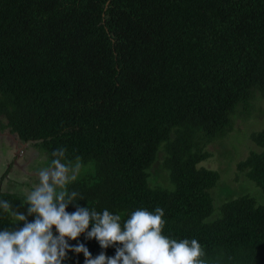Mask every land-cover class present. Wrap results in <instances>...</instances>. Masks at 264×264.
Segmentation results:
<instances>
[{
	"label": "trees",
	"instance_id": "trees-1",
	"mask_svg": "<svg viewBox=\"0 0 264 264\" xmlns=\"http://www.w3.org/2000/svg\"><path fill=\"white\" fill-rule=\"evenodd\" d=\"M252 88L264 101V0H0V130L40 149L45 166L59 147L90 165L69 185L80 206L122 221L161 207L163 235L196 239L205 264H264V202L239 195L210 217L218 175L195 167L206 156L197 143L174 141L202 128L207 142ZM248 137L260 149L235 166L264 194V129ZM158 144L165 187L147 182ZM0 200L23 207L22 195ZM78 243L115 255L84 233ZM84 260L69 251L63 264Z\"/></svg>",
	"mask_w": 264,
	"mask_h": 264
},
{
	"label": "clouds",
	"instance_id": "clouds-1",
	"mask_svg": "<svg viewBox=\"0 0 264 264\" xmlns=\"http://www.w3.org/2000/svg\"><path fill=\"white\" fill-rule=\"evenodd\" d=\"M66 152L64 147L57 148L50 163L37 169V181L21 205H28L27 216L0 200V209L14 224L0 231V264H63L69 251L83 253L84 264H205L206 253L196 239L163 235L166 220L161 207L139 208L122 221L121 214L108 209L98 212L80 206L83 197L70 191L69 185L78 180L83 164L80 157L75 162L67 160ZM70 204L76 207L72 213L66 211ZM28 216L35 218L29 222ZM18 222H24L23 227L16 228ZM82 233L102 249L115 247V255L101 252L93 258L84 244H69Z\"/></svg>",
	"mask_w": 264,
	"mask_h": 264
},
{
	"label": "rangeland",
	"instance_id": "rangeland-1",
	"mask_svg": "<svg viewBox=\"0 0 264 264\" xmlns=\"http://www.w3.org/2000/svg\"><path fill=\"white\" fill-rule=\"evenodd\" d=\"M1 122H4L1 119ZM264 129V101L258 90L252 88L246 107L238 105L234 110L227 114V124L221 130L211 133L207 142L202 143L198 138H203L202 128L188 131L187 135H179L175 139V145L181 149V145L193 144L191 150L199 149L205 152L206 156L195 163V167L215 171L218 179L209 189V195L212 199L213 212L210 217L215 215V208L230 198L246 194L252 197L256 203L264 202V194L256 188L253 183L244 177L245 169H236V163L243 160L248 153L259 151L248 135L251 132ZM6 127L0 131V146L6 140L10 132ZM198 130V131H197ZM201 131V132H200ZM11 135V134H10ZM15 143V140H14ZM18 142L16 146H19ZM25 147L19 148L21 152L15 164H12V152L6 154V150L0 151V190L13 193L14 196H23L25 202L26 194L31 190L33 184L37 181L35 175L37 169L46 167V157L40 149H34L28 142ZM165 146L157 145L155 158L147 169V182L151 186H166L167 179L162 166L165 157ZM7 155V156H6ZM8 163L10 165H8ZM90 165H85L81 173L89 171ZM18 199V198H17ZM28 205H23L19 211L27 216ZM29 218V216L27 217Z\"/></svg>",
	"mask_w": 264,
	"mask_h": 264
},
{
	"label": "crops",
	"instance_id": "crops-1",
	"mask_svg": "<svg viewBox=\"0 0 264 264\" xmlns=\"http://www.w3.org/2000/svg\"><path fill=\"white\" fill-rule=\"evenodd\" d=\"M8 129V128H7ZM8 131V130H7ZM4 132H2V131H0V134H3ZM8 133H10L9 135H7V136H10V137H7V138H9L10 140H6L5 142H3L2 143V146H0V151H2V149H5L6 150V154L8 155L9 154V152H12L13 153V155H12V161L13 162H11L12 164H15V162H14V160L15 159H18V154L16 153V152H18L20 149L19 148H21L22 146H24L25 147V143H22V142H20L18 139H17V137H16V135L14 134V133H11V132H8ZM14 140H15V143H14ZM20 143V145L19 146H16L17 145V143ZM19 152H21V150L19 151ZM6 155V156H7ZM8 165H10L9 163H8Z\"/></svg>",
	"mask_w": 264,
	"mask_h": 264
}]
</instances>
